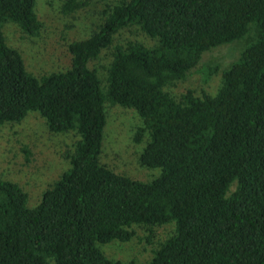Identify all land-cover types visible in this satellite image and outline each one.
<instances>
[{"label":"trees","instance_id":"16d2710c","mask_svg":"<svg viewBox=\"0 0 264 264\" xmlns=\"http://www.w3.org/2000/svg\"><path fill=\"white\" fill-rule=\"evenodd\" d=\"M85 2L66 0L69 14ZM36 0H0V125L38 112L52 133L75 132L70 167L35 207L19 184L0 178V264H137L108 258L100 245L128 242L136 225L175 224L148 263L264 264V0H126L90 37L68 45L71 65L41 77L10 47L6 23L41 29ZM136 26L154 46L116 47L107 88L89 63L115 34ZM239 45L215 96L165 87L185 81L203 55ZM206 81L219 68L206 66ZM143 119L134 140H150L140 164L150 182L101 162L105 105Z\"/></svg>","mask_w":264,"mask_h":264},{"label":"rangeland","instance_id":"374dc122","mask_svg":"<svg viewBox=\"0 0 264 264\" xmlns=\"http://www.w3.org/2000/svg\"><path fill=\"white\" fill-rule=\"evenodd\" d=\"M65 1L36 0L35 12L41 22L37 35H28L11 22L3 27L8 45L21 53L27 70L37 77L67 70L71 65L68 45L90 37L103 23L107 13L126 0H77L85 2V6L69 14L62 12ZM131 42L150 47L155 45V41L138 27L130 26L118 31L113 44L89 63L90 68L97 71L104 89L107 88L108 68L116 47H126ZM238 46L223 45L205 53L185 81L167 86L165 91L177 101H181L189 90L196 97H202L204 93L215 96L223 82V70L239 57ZM209 65H217L219 70L206 81V66ZM105 111L107 125L101 162L115 173L134 180L150 182L158 177L160 169L140 164V155L150 135L145 131L141 142H135L137 132L144 127L143 119L136 110L106 103ZM77 139L75 132L52 133L45 119L34 111L29 112L21 122L0 125V178L19 184L28 194V206L35 207L43 193L70 167L65 154L69 150L74 151ZM133 229L135 235L128 242L112 241L100 245L104 254L124 263H148L162 243L174 234L175 224L136 225Z\"/></svg>","mask_w":264,"mask_h":264}]
</instances>
